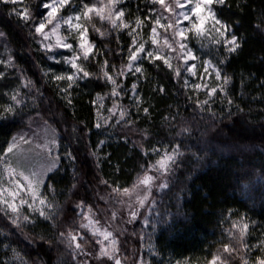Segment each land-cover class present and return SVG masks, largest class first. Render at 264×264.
<instances>
[{"label": "trees", "instance_id": "1", "mask_svg": "<svg viewBox=\"0 0 264 264\" xmlns=\"http://www.w3.org/2000/svg\"><path fill=\"white\" fill-rule=\"evenodd\" d=\"M23 1L0 0V186L1 159L20 133H56L57 162L35 215L9 211L0 195V264H97L88 215L164 153L175 160L168 183L145 226L136 227L129 254L146 264H245L258 256L250 252L264 244V0L213 7L236 46L192 41L201 69L211 63L221 80L219 89L196 90L162 59L133 60L131 37L100 21L83 25L94 49L75 73L40 46L46 0ZM124 5L134 35L151 46L159 5ZM240 220L252 226L235 237Z\"/></svg>", "mask_w": 264, "mask_h": 264}, {"label": "rangeland", "instance_id": "2", "mask_svg": "<svg viewBox=\"0 0 264 264\" xmlns=\"http://www.w3.org/2000/svg\"><path fill=\"white\" fill-rule=\"evenodd\" d=\"M1 1L11 5L24 3L23 0ZM129 1L93 0L91 5L78 6L74 0H46L43 19L36 28L41 48L52 58L58 55L60 58L57 60L72 65L75 73L80 72L78 63L90 57L94 49L83 25L89 21H100L99 24L106 23L111 29L131 37L133 60L141 56L162 59L169 67L173 65L176 71H183L188 76L185 80L188 88L196 90L205 86L219 89L217 86L221 80L214 77L216 68L206 62L201 69L190 47L195 39L222 45L225 50L236 46L229 30L213 14V7L223 0H151L163 12H159L162 18L150 34L151 46H147L142 33L134 35V19L127 17L128 10L124 5ZM18 11L22 16L25 14L24 17L29 14L27 8L19 7ZM134 67L139 68L136 64ZM210 77H213L212 81H209ZM56 137V133L44 127L29 134L20 133L10 143L1 159L3 179L0 186L1 204L9 211L25 210L27 214L35 215L45 208L42 191L46 176L56 166ZM174 161L171 155L162 154L131 188L106 198L104 208L88 215L87 227L102 256L97 264L102 263L101 260L103 264H146L141 258L129 254L131 242L137 233L136 227L145 226L144 222L150 217L155 197L166 187ZM251 226L244 220L236 222L235 237L245 234ZM255 252L258 256L245 264H264V244L254 246L250 253L254 255ZM205 264L226 262L220 258Z\"/></svg>", "mask_w": 264, "mask_h": 264}]
</instances>
